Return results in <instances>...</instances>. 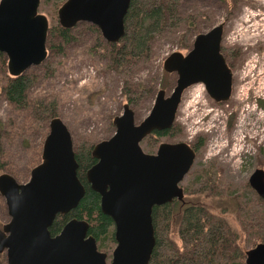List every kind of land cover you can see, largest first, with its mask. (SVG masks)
Listing matches in <instances>:
<instances>
[{
  "label": "water",
  "instance_id": "water-1",
  "mask_svg": "<svg viewBox=\"0 0 264 264\" xmlns=\"http://www.w3.org/2000/svg\"><path fill=\"white\" fill-rule=\"evenodd\" d=\"M130 0H65L57 9L59 24L71 28L87 22L98 28L106 42L124 34V17ZM40 0H0V52L11 76L37 66L47 56L48 21L38 12ZM222 23L197 33L186 53L171 52L163 69L175 73L171 92L159 89L146 116L135 121L128 104L112 119L113 134L92 146L96 162L86 171V182L99 195L100 209L114 225L115 247L107 262L88 233L85 220H67L51 235L58 214L75 208L85 193L77 176L72 137L59 117L48 123L41 161L19 183L0 174V195L10 219L0 230V252L6 264H148L155 244L152 208L180 200V186L194 161L193 148L184 141L161 142L154 153L140 142L154 131L169 129L181 95L187 87L203 82L209 96L225 101L231 91V72L220 53ZM250 187L264 199V171L248 177ZM244 264H264V242L245 251Z\"/></svg>",
  "mask_w": 264,
  "mask_h": 264
},
{
  "label": "rangeland",
  "instance_id": "rangeland-1",
  "mask_svg": "<svg viewBox=\"0 0 264 264\" xmlns=\"http://www.w3.org/2000/svg\"><path fill=\"white\" fill-rule=\"evenodd\" d=\"M64 1L46 0L44 12L38 10L46 16L48 26H54L56 22L52 17L53 5H61ZM180 3L182 14L195 10L204 14L198 19L197 33L207 31L223 20L227 21L229 30H236L233 43L242 48L247 47L243 50L235 74L242 83L235 89L237 95L232 101L220 106L213 105L206 93L199 96L201 86L188 87L176 111L174 124L177 132L159 137L158 142L147 146L140 145L143 151L154 153L161 142L184 141L192 145L202 138V145L191 167L193 172L186 174L180 185L189 184L198 167L212 165L223 172L220 177L223 184H228L229 188H239L256 168L264 171V110L257 105L258 99H264V88L259 83L258 88L252 89L245 83V79H241L243 76L250 78V70L255 67L261 69L258 66L261 53L251 52L250 49L254 48L255 43L260 45L264 26L261 30H258V26L257 33L248 37L245 31L244 34L241 31L248 24V18L253 20L255 14H264V0H241L231 9L224 0H181ZM80 23L72 28L76 39L63 44L61 51L47 50L46 59L53 67L52 74L45 75L39 65L26 70L36 75L35 83L27 93L30 103L53 100L57 117L70 131L73 146L80 140L94 145L113 134L112 119L122 113L123 105L127 103L124 97L126 84L129 90L140 88L139 85L153 88V92L143 94L138 99L137 106H130L135 121L142 120L149 112L156 92L164 89L169 94L175 85L176 75L164 71L163 60L173 51L184 54L187 50L181 44L183 27L165 31L151 42L148 58L140 59L130 70L119 73L94 56L91 51L94 33L88 27L91 23ZM197 33L194 31L190 34V44ZM58 41L56 43H60ZM49 120L45 121L46 124L36 120L31 107L17 108L10 105L0 89V174L8 173L19 183L29 180L30 170L41 161L42 144L48 132ZM186 199L189 202L202 201L215 213L220 210L217 198H204L202 194L191 193ZM228 205L232 206L230 202ZM231 210L224 213V217L229 220L232 228L237 229L239 227ZM9 219L5 200L0 195V230ZM176 227L173 223L170 237L177 246H182ZM114 247V242L103 241L99 248L107 253V262L111 259ZM0 264H6V257L0 259Z\"/></svg>",
  "mask_w": 264,
  "mask_h": 264
},
{
  "label": "trees",
  "instance_id": "trees-1",
  "mask_svg": "<svg viewBox=\"0 0 264 264\" xmlns=\"http://www.w3.org/2000/svg\"><path fill=\"white\" fill-rule=\"evenodd\" d=\"M180 1L130 0L123 21L124 34L118 41H104L98 28L88 24L94 33L91 51L105 65L123 73L130 70L140 59L148 58L151 42L165 31L183 27L181 44L183 49H188L189 36L194 31L198 32L197 22L204 14L199 10L182 14ZM240 1L224 0L229 9L237 6ZM44 4L46 0H40L38 10L43 11ZM59 5H53L52 17L56 22L54 26H48L47 50L61 51L63 44L76 39L72 28L81 24L78 22L71 28L62 27L56 16ZM56 40L60 43H56ZM39 67L45 75L53 72V67L46 58ZM0 76V89L10 105L17 108L31 107L33 117L44 124L48 119L57 117L56 103L53 100H36L30 103L27 93L35 83L36 75L25 71L11 76L7 71L6 57L1 52ZM139 86L140 88L133 90L128 89V84L124 87V97L129 107L137 106L138 99L143 94L153 92L151 87ZM110 128L113 129V126ZM175 132L177 127L173 123L169 129L148 134L140 144L147 146L158 142L157 138L173 135ZM202 141L200 138L197 143L192 144V148L198 150ZM92 146L86 140H80L73 146L78 164L77 176L85 187V193L75 208L55 217L49 231L51 235L58 233L72 217L85 220L89 225L88 233L94 237L99 249L103 241L115 243L114 225L111 218L101 211L99 195L86 182V171L96 162L91 153ZM190 172L192 174V168L188 171ZM222 175L223 172L215 166L198 167L190 183L182 186L183 201L173 199L152 208L155 244L148 264H244L245 251L259 242H264V199L250 187L248 181L239 188H229L220 179ZM191 193L202 194L204 198H217L219 212L215 213L202 201L189 202L186 197ZM228 202L232 206L229 207ZM230 208L234 212L238 230L232 228L229 220L224 217V213ZM173 223L177 226L182 246H177L170 237ZM0 259H5L4 252H0Z\"/></svg>",
  "mask_w": 264,
  "mask_h": 264
},
{
  "label": "flooded vegetation",
  "instance_id": "flooded-vegetation-1",
  "mask_svg": "<svg viewBox=\"0 0 264 264\" xmlns=\"http://www.w3.org/2000/svg\"><path fill=\"white\" fill-rule=\"evenodd\" d=\"M260 15H263V16L259 17ZM260 15L255 14L253 16V18H254L253 20L248 18V20H249L248 24H245L244 25L245 27L242 24L244 30L241 31V33L244 34V31H245L246 32V36L247 35L249 36V35H252L254 33H257V29L256 28L258 26H259L258 30H261L262 27L264 26V14H260ZM258 17H259V19H257ZM218 23H222V34H221V40H220V53L222 54V56L224 58V61H225L227 67L230 69V72H231V91H230V95H229L228 99L225 100V101H221V102L215 101L207 93L206 88H205V84L203 82H198L196 84H193V85L201 86L202 91L200 92L199 96H201V94L203 95V93H206V95H208V98L212 102V104L216 105V106H220V105H222L224 103H228L229 100L232 101V98L237 95V94L235 95V93H236L235 89L237 88V86H240L241 83H242V82L240 83L237 80L238 78L235 75L236 74V70H237V64L239 63L240 58L244 54L243 50L247 49V47L242 48L239 45H236V44L233 43L234 40L236 39L235 36L237 35V32H235L236 31L235 29L229 30L227 28L228 27L227 21L223 20V21L218 22ZM242 26H241V28H242ZM238 34H240V33H238ZM262 37L263 38H262V41H261L260 45L256 44L255 42H253V43H255L254 48L250 49L251 52L255 51L256 53L257 52L261 53V57L262 58H261V61L258 63V66H260L261 69H258V68L255 67L254 69L250 70V74H251L250 78L248 77V79H247V77H245V76H243V78H241V79H245V83H248L249 84L248 87H251L252 89L258 88L259 83H261L262 84V88H264V35ZM190 46H191V44H190ZM187 50H186V52H187ZM254 66H256V64ZM193 85H190V86H193ZM181 97H182V95H181ZM257 105H259V107L264 110V99H258L257 100ZM189 145L192 147L191 144H189ZM194 154H195V156H194V160H195V157L197 155V150L196 151L194 150ZM174 199H176V198H174ZM180 201H183V197H182V199H180ZM152 224H153V222H152ZM106 255H107V253H106ZM106 259H107V257H106Z\"/></svg>",
  "mask_w": 264,
  "mask_h": 264
}]
</instances>
